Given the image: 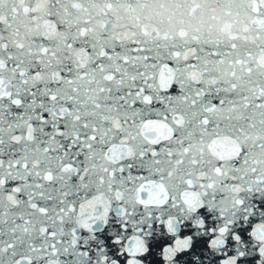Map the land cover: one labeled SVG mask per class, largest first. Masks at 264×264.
<instances>
[{
	"label": "snow or ice",
	"instance_id": "snow-or-ice-1",
	"mask_svg": "<svg viewBox=\"0 0 264 264\" xmlns=\"http://www.w3.org/2000/svg\"><path fill=\"white\" fill-rule=\"evenodd\" d=\"M0 264H264V0H0Z\"/></svg>",
	"mask_w": 264,
	"mask_h": 264
}]
</instances>
